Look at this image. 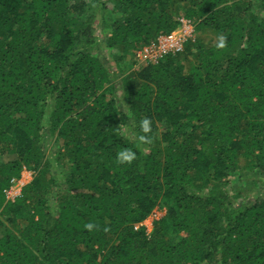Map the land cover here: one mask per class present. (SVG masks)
<instances>
[{
  "label": "trees",
  "instance_id": "trees-1",
  "mask_svg": "<svg viewBox=\"0 0 264 264\" xmlns=\"http://www.w3.org/2000/svg\"><path fill=\"white\" fill-rule=\"evenodd\" d=\"M0 227V264H264V0H0Z\"/></svg>",
  "mask_w": 264,
  "mask_h": 264
},
{
  "label": "built area",
  "instance_id": "built-area-1",
  "mask_svg": "<svg viewBox=\"0 0 264 264\" xmlns=\"http://www.w3.org/2000/svg\"><path fill=\"white\" fill-rule=\"evenodd\" d=\"M179 27L167 35H161L157 38L155 42L151 45L144 47L137 54L138 60L145 61L147 63H159L161 59L166 55H177L184 51L185 44L187 41L194 37L195 26L191 20L180 18ZM18 182V183H17ZM13 184H18L20 187L17 189L16 195L13 198H10V193L8 197L12 200H15L16 197L20 196L21 190L23 187V183L21 181L13 180ZM22 184V185H21ZM13 190V186L9 190L11 192ZM13 192V191H12ZM11 192V193H12ZM152 219H158V213L155 211L152 214ZM138 229V226L136 227Z\"/></svg>",
  "mask_w": 264,
  "mask_h": 264
},
{
  "label": "rangeland",
  "instance_id": "rangeland-1",
  "mask_svg": "<svg viewBox=\"0 0 264 264\" xmlns=\"http://www.w3.org/2000/svg\"><path fill=\"white\" fill-rule=\"evenodd\" d=\"M182 18V17H181ZM213 35H211L210 37H212ZM110 62H111V64L112 65H114V63H113V60H112V57H110ZM139 63H140V65H145V64H147V62H145V61H139ZM138 66L139 65H137L136 64V66H135V68L133 69V70H136V68H138ZM126 68V71L127 72H131V70L130 69H128L127 67H125ZM126 72V73H127ZM122 77H121V75H119V78L118 79H121ZM119 96L121 95V92L118 94ZM14 156H8L7 158L8 159H12ZM23 173H24V175H26L27 173L28 174H30V177H28V179L26 180V178L25 177H23L24 178V180H25V182H28V181H32V175H33V172L32 171H30V170H24L23 171ZM23 173H22V176H23ZM26 173V174H25ZM21 182H22V179L20 180ZM29 182V183H30ZM18 183V182H17ZM13 184V192L11 193V192H8V194L10 193V198H13L15 195H16V192L18 191L17 189L20 187L18 184ZM29 183H23L24 185L23 186H25V185H27V184H29ZM22 185V184H21ZM157 212L158 213V219H160L161 217H163L164 215H165V210L164 209H155L154 211H153V213L154 212ZM152 213V214H153ZM152 214L143 222V225L147 228V230H148V232L149 233H151L152 232V230H153V224H154V222L156 221V220H158V219H152L151 217H152ZM5 230H6V227H0V236H3L4 234H5Z\"/></svg>",
  "mask_w": 264,
  "mask_h": 264
},
{
  "label": "clouds",
  "instance_id": "clouds-1",
  "mask_svg": "<svg viewBox=\"0 0 264 264\" xmlns=\"http://www.w3.org/2000/svg\"><path fill=\"white\" fill-rule=\"evenodd\" d=\"M219 39H220L219 46L223 47L224 46L225 37L221 36ZM141 128H142V131L144 133H149L151 131V122H150V120L147 119V118L143 119L141 121ZM139 139L141 141H145L146 137L145 136H140ZM134 159H135V153L133 151H131L130 149H125V150H122V151H120L118 153V162L119 163H131ZM21 179H22V177H21ZM20 180H17V181H20ZM86 227L88 229H91L93 227V225L92 224H87Z\"/></svg>",
  "mask_w": 264,
  "mask_h": 264
},
{
  "label": "crops",
  "instance_id": "crops-1",
  "mask_svg": "<svg viewBox=\"0 0 264 264\" xmlns=\"http://www.w3.org/2000/svg\"><path fill=\"white\" fill-rule=\"evenodd\" d=\"M26 174V173H25ZM23 177H25L26 178V180L28 179V177H30V174H26V175H24V173H23V176H22V182L23 183H29L30 181H28V182H25V180H24V178Z\"/></svg>",
  "mask_w": 264,
  "mask_h": 264
}]
</instances>
